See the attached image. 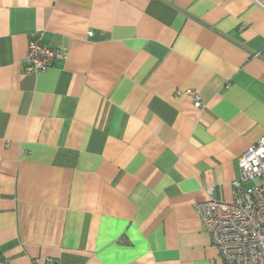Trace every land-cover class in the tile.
<instances>
[{"label":"crops","instance_id":"crops-1","mask_svg":"<svg viewBox=\"0 0 264 264\" xmlns=\"http://www.w3.org/2000/svg\"><path fill=\"white\" fill-rule=\"evenodd\" d=\"M38 36L64 59L26 72ZM253 52L264 0H0L2 256L225 264L196 207L264 135Z\"/></svg>","mask_w":264,"mask_h":264},{"label":"built area","instance_id":"built-area-1","mask_svg":"<svg viewBox=\"0 0 264 264\" xmlns=\"http://www.w3.org/2000/svg\"><path fill=\"white\" fill-rule=\"evenodd\" d=\"M27 48L26 72H44L64 59L62 51L45 46L41 36L30 37ZM251 57L259 59L264 55L253 52ZM175 95L188 96L195 108L203 106L201 96L190 89L177 90ZM237 170L232 202L223 203L211 197L198 204L197 214L225 264H264V135L239 157ZM0 264H9L1 251Z\"/></svg>","mask_w":264,"mask_h":264}]
</instances>
